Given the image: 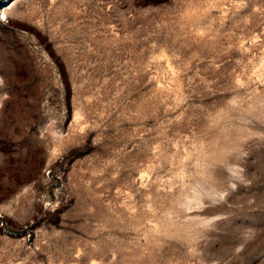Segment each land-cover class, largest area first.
<instances>
[{"label":"rangeland","instance_id":"rangeland-1","mask_svg":"<svg viewBox=\"0 0 264 264\" xmlns=\"http://www.w3.org/2000/svg\"><path fill=\"white\" fill-rule=\"evenodd\" d=\"M0 17V264H264V0Z\"/></svg>","mask_w":264,"mask_h":264},{"label":"snow or ice","instance_id":"snow-or-ice-1","mask_svg":"<svg viewBox=\"0 0 264 264\" xmlns=\"http://www.w3.org/2000/svg\"><path fill=\"white\" fill-rule=\"evenodd\" d=\"M3 17H0V19H2Z\"/></svg>","mask_w":264,"mask_h":264}]
</instances>
